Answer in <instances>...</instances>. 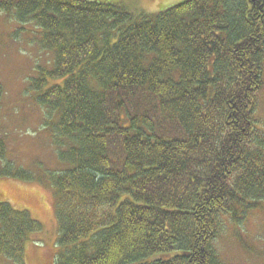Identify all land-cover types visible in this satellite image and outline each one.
<instances>
[{"label":"trees","instance_id":"obj_1","mask_svg":"<svg viewBox=\"0 0 264 264\" xmlns=\"http://www.w3.org/2000/svg\"><path fill=\"white\" fill-rule=\"evenodd\" d=\"M0 12L51 55L30 70L29 89L59 163L46 178L63 250L53 264H226L216 239L264 208V0L138 14L0 0ZM7 146L0 134V179L41 180ZM39 229L0 194V257L24 264Z\"/></svg>","mask_w":264,"mask_h":264},{"label":"rangeland","instance_id":"obj_2","mask_svg":"<svg viewBox=\"0 0 264 264\" xmlns=\"http://www.w3.org/2000/svg\"><path fill=\"white\" fill-rule=\"evenodd\" d=\"M91 1L112 2L138 14L159 11L179 0ZM17 25L12 18L0 12V83L3 85L0 134L8 145V159L16 166L29 169L41 180L0 179V194L15 209L28 211L40 224L39 232L29 234L25 243L24 264H53L55 252L62 249L55 245L59 230L53 209L56 199L46 178L57 171L53 169L59 163L50 135L46 134L48 130H45V122L51 123V120L44 117L43 107L29 89L30 78L35 75L29 74L30 70L37 61H49L51 55L39 48L30 31L23 32ZM24 26L30 27L31 24ZM262 76L263 86L257 94L255 115L264 124V65ZM260 205L264 207V201ZM215 245L226 264H264V208L250 209L243 214L237 225L223 230ZM0 264L15 262L0 257Z\"/></svg>","mask_w":264,"mask_h":264}]
</instances>
